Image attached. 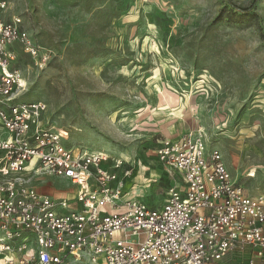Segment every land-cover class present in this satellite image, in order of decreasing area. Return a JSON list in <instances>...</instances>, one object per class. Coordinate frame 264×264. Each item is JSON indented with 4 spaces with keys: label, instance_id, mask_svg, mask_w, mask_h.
<instances>
[{
    "label": "rangeland",
    "instance_id": "1",
    "mask_svg": "<svg viewBox=\"0 0 264 264\" xmlns=\"http://www.w3.org/2000/svg\"><path fill=\"white\" fill-rule=\"evenodd\" d=\"M4 1V20L51 51L42 69L20 53L22 99L46 105L66 146L123 160L125 191L158 203L170 180L155 147L194 131L249 195L264 191V0ZM34 185L77 191L58 178ZM239 253L223 264H247Z\"/></svg>",
    "mask_w": 264,
    "mask_h": 264
},
{
    "label": "built area",
    "instance_id": "2",
    "mask_svg": "<svg viewBox=\"0 0 264 264\" xmlns=\"http://www.w3.org/2000/svg\"><path fill=\"white\" fill-rule=\"evenodd\" d=\"M0 0V264H222L249 251L264 264V191L249 195L201 132L165 138L155 161L170 179L148 205L131 168L100 151L65 145L68 132L25 101L20 53L42 69L51 51L36 45L19 18L4 20ZM58 178L77 186L52 197L34 184Z\"/></svg>",
    "mask_w": 264,
    "mask_h": 264
},
{
    "label": "crops",
    "instance_id": "3",
    "mask_svg": "<svg viewBox=\"0 0 264 264\" xmlns=\"http://www.w3.org/2000/svg\"><path fill=\"white\" fill-rule=\"evenodd\" d=\"M158 167V166H157ZM157 169V171L159 172V173H161L160 172V170H159V167L158 168H156ZM162 174V173H161ZM163 175H165V174H163ZM166 176V175H165ZM170 180V179H169ZM133 182H134V180H133ZM40 192H42V193H45V194H47V195H50V196H52V197H60V196H54V195H51V193H49L48 191H44V190H41V189H38ZM62 197V196H61ZM71 198V197H73V195H71V196H68L67 198ZM247 254L248 256H249V251H243V252H240L239 254ZM259 263H261V262H259ZM223 264V263H222ZM262 264V263H261Z\"/></svg>",
    "mask_w": 264,
    "mask_h": 264
},
{
    "label": "trees",
    "instance_id": "4",
    "mask_svg": "<svg viewBox=\"0 0 264 264\" xmlns=\"http://www.w3.org/2000/svg\"><path fill=\"white\" fill-rule=\"evenodd\" d=\"M219 21V20H218Z\"/></svg>",
    "mask_w": 264,
    "mask_h": 264
}]
</instances>
